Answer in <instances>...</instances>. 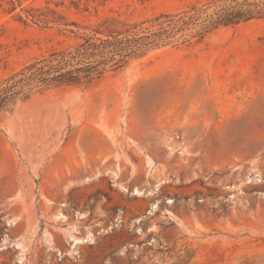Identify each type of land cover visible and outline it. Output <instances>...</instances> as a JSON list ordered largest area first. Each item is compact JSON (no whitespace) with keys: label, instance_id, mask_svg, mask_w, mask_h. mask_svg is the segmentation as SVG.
Wrapping results in <instances>:
<instances>
[{"label":"rangeland","instance_id":"rangeland-1","mask_svg":"<svg viewBox=\"0 0 264 264\" xmlns=\"http://www.w3.org/2000/svg\"><path fill=\"white\" fill-rule=\"evenodd\" d=\"M208 1L0 0V85ZM179 37L0 114V264H264V19Z\"/></svg>","mask_w":264,"mask_h":264},{"label":"trees","instance_id":"trees-1","mask_svg":"<svg viewBox=\"0 0 264 264\" xmlns=\"http://www.w3.org/2000/svg\"><path fill=\"white\" fill-rule=\"evenodd\" d=\"M210 9L211 13H207ZM261 19H264V0H209L203 7L161 14L124 32H109L102 38L88 36L73 50L53 51L8 77L0 85V114L18 100H28L38 88L87 87L107 69L119 71L131 59L166 45L177 35L183 42L192 38L202 40L221 27Z\"/></svg>","mask_w":264,"mask_h":264},{"label":"bare ground","instance_id":"bare-ground-1","mask_svg":"<svg viewBox=\"0 0 264 264\" xmlns=\"http://www.w3.org/2000/svg\"><path fill=\"white\" fill-rule=\"evenodd\" d=\"M76 242L75 243H78L79 242V240H75Z\"/></svg>","mask_w":264,"mask_h":264}]
</instances>
